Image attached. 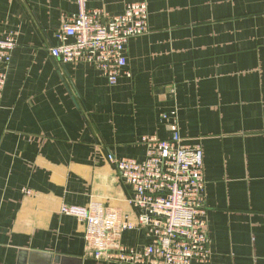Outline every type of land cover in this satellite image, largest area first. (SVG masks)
<instances>
[{"label": "crops", "instance_id": "crops-1", "mask_svg": "<svg viewBox=\"0 0 264 264\" xmlns=\"http://www.w3.org/2000/svg\"><path fill=\"white\" fill-rule=\"evenodd\" d=\"M137 0H88L122 14ZM149 32L125 46L130 75L111 84L88 62L50 53L77 0H0V38L17 46L0 93V264H154L156 235L108 155L146 157L143 137L204 151L211 257L264 264V0H147ZM166 113L167 118L162 115ZM96 199L128 216L120 249L86 254V229L63 204ZM133 222V223H132Z\"/></svg>", "mask_w": 264, "mask_h": 264}, {"label": "built area", "instance_id": "built-area-1", "mask_svg": "<svg viewBox=\"0 0 264 264\" xmlns=\"http://www.w3.org/2000/svg\"><path fill=\"white\" fill-rule=\"evenodd\" d=\"M77 4L78 12L64 17L56 34L60 43L50 48L51 55L64 64H94L111 84L123 73L130 75L125 69V46L131 37L149 32L148 1L131 2L118 15L103 8H89L88 0H77ZM16 46L13 35L0 38V93ZM162 116L168 117L166 113ZM172 130L167 139L145 135L147 153L142 160L117 158L113 153L108 158L131 187L128 203L140 211L132 223L152 231L155 218L164 219L156 235L159 259L154 264L207 262L211 238L205 206L204 151L200 143L185 142L176 122ZM60 211L84 223L87 255L100 259L120 249L122 231L128 223L122 208L92 199L86 206L63 204Z\"/></svg>", "mask_w": 264, "mask_h": 264}, {"label": "water", "instance_id": "water-1", "mask_svg": "<svg viewBox=\"0 0 264 264\" xmlns=\"http://www.w3.org/2000/svg\"><path fill=\"white\" fill-rule=\"evenodd\" d=\"M23 257L20 259L19 264H28L25 259V253L23 252Z\"/></svg>", "mask_w": 264, "mask_h": 264}, {"label": "trees", "instance_id": "trees-1", "mask_svg": "<svg viewBox=\"0 0 264 264\" xmlns=\"http://www.w3.org/2000/svg\"><path fill=\"white\" fill-rule=\"evenodd\" d=\"M174 122H176V123H177V121H174ZM177 124H178V123H177ZM178 126H179V125H178ZM180 132H181V131H180ZM171 136H172V134H171ZM171 136H170V137H171ZM170 137H169V138H170ZM200 145H201V144H200ZM201 147H202V145H201ZM205 186H206V184H205Z\"/></svg>", "mask_w": 264, "mask_h": 264}]
</instances>
